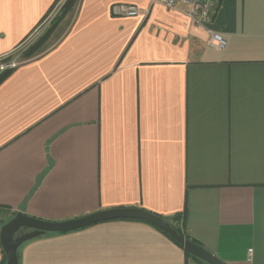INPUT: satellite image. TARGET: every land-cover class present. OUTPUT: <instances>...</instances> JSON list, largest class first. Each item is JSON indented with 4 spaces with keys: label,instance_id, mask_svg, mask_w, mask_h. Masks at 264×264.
<instances>
[{
    "label": "crops",
    "instance_id": "crops-1",
    "mask_svg": "<svg viewBox=\"0 0 264 264\" xmlns=\"http://www.w3.org/2000/svg\"><path fill=\"white\" fill-rule=\"evenodd\" d=\"M60 1L0 0V57L50 26L0 83V229L19 212L141 209L179 215L226 264H264V0H221L202 25L149 0H78L43 26ZM165 233L99 221L24 242L18 264H201Z\"/></svg>",
    "mask_w": 264,
    "mask_h": 264
},
{
    "label": "water",
    "instance_id": "water-1",
    "mask_svg": "<svg viewBox=\"0 0 264 264\" xmlns=\"http://www.w3.org/2000/svg\"><path fill=\"white\" fill-rule=\"evenodd\" d=\"M140 219L152 223L166 232L183 250L190 256L197 258L206 264H226L213 253L179 235L176 230L161 217L141 209H112L93 213L84 217L62 222H49L29 217L23 213H16L0 229V244L6 257V264H18L17 249L27 240L33 239L45 233H60L82 228L90 224L110 219ZM20 230H31L20 236L16 234Z\"/></svg>",
    "mask_w": 264,
    "mask_h": 264
},
{
    "label": "built area",
    "instance_id": "built-area-1",
    "mask_svg": "<svg viewBox=\"0 0 264 264\" xmlns=\"http://www.w3.org/2000/svg\"><path fill=\"white\" fill-rule=\"evenodd\" d=\"M150 3L159 4L163 7L171 10L183 9V13L193 22L195 25H202L210 21L216 14L219 3L221 0H149ZM65 0H61L59 4L51 11L49 16L44 20L43 26L51 22L53 17L59 12L63 6ZM114 16L118 17H136L139 13L138 8L129 4H115L112 6L111 10ZM41 32V31H40ZM40 32L35 31L33 33V40L40 35ZM27 39V38H26ZM30 41H25L26 44H30ZM208 45L216 50L224 49L226 41L218 34L211 33ZM24 46L21 45L13 52H18L24 50ZM7 57V55L0 57V59ZM6 61L0 66V72L7 69L13 70L22 62Z\"/></svg>",
    "mask_w": 264,
    "mask_h": 264
},
{
    "label": "rangeland",
    "instance_id": "rangeland-1",
    "mask_svg": "<svg viewBox=\"0 0 264 264\" xmlns=\"http://www.w3.org/2000/svg\"><path fill=\"white\" fill-rule=\"evenodd\" d=\"M64 24H65V22H64ZM62 25V26H65V25ZM49 28H50V26L49 27H45V28H43L42 29V27H41V25H40V27H38L37 28V32L39 31H41L40 32V35L39 36H37L36 38H34V40H33V33L31 34V35H29L28 37H27V39L25 40V41H30L29 43L30 44H26V46H24V44H25V41L21 44V47L22 46H24V50H22V51H18V52H15V53H12V54H10V55H7V57H5V58H2V59H0V66L3 64V63H5L6 61H15V62H21V61H23L24 59H25V57L27 56L26 54H28V53H31V55L34 53V51H37L38 49H37V45L43 40V38L42 37H44L45 35H46V31L47 30H49ZM48 33H49V31H48ZM41 38H42V40H41ZM45 40V39H44ZM43 40V41H44ZM41 42L43 45H44V42ZM33 47V49L30 51V49ZM40 48H42V47H40ZM1 73V72H0ZM31 230H24V231H22V232H24V233H29ZM77 237H80V235L79 236H77ZM35 241H37V239H36V237L35 238H33V239H30V240H27L20 248H19V251L23 248V247H25V246H28V245H31V249L33 248V247H35L34 245H33V243H35ZM78 243H80V242H78ZM42 244V242L39 244V245H41ZM56 243H54V244H52V247L55 245ZM52 247H49L48 248V245H43V247H40L39 246V250L40 251H47V250H49V249H51ZM29 251V250H28Z\"/></svg>",
    "mask_w": 264,
    "mask_h": 264
},
{
    "label": "trees",
    "instance_id": "trees-1",
    "mask_svg": "<svg viewBox=\"0 0 264 264\" xmlns=\"http://www.w3.org/2000/svg\"><path fill=\"white\" fill-rule=\"evenodd\" d=\"M78 0H66L65 2H64V4H63V6H62V8H61V15H63V14H67L69 11H72L73 10V7L75 6V3L77 2ZM46 36V35H45ZM44 36V37H45ZM44 37H42V38H44ZM42 38H41V40H42ZM33 49V47L30 49V51ZM27 55H31V53H28ZM12 72V70H10V69H7V70H5V71H3V72H1L0 73V83L10 74ZM152 214H155V213H152ZM156 215V214H155ZM159 216V215H158ZM177 216H179V215H175V216H173V217H171L172 219H174V218H176ZM161 217V216H160ZM162 218V217H161ZM182 218H183V216H182ZM164 221H166V222H169L170 220H172V219H168V218H162ZM175 230H176V232L179 234V235H181V236H183L185 239H189L187 236H185V234H184V232L182 231V229L180 228V226H174V225H171ZM165 233V232H164ZM166 234V233H165ZM167 235V234H166ZM189 240H191L192 242H194V243H196V244H198L199 246H201L197 241H195V240H192V239H189ZM174 241V240H173ZM175 242V241H174ZM176 243V242H175ZM179 245V244H178ZM180 246V245H179ZM181 247V246H180ZM201 247H203V246H201ZM185 255L186 256H188V257H191V258H193V259H195L196 261H198V262H200L201 264H206L205 262H203V261H201V260H199V259H197V258H194V257H192V256H190L189 254H187L186 252H185Z\"/></svg>",
    "mask_w": 264,
    "mask_h": 264
},
{
    "label": "flooded vegetation",
    "instance_id": "flooded-vegetation-1",
    "mask_svg": "<svg viewBox=\"0 0 264 264\" xmlns=\"http://www.w3.org/2000/svg\"><path fill=\"white\" fill-rule=\"evenodd\" d=\"M66 1V0H65ZM27 55V54H26ZM33 54L32 55H27L26 57H25V61L24 62H26V61H28V60H30V59H32L33 58Z\"/></svg>",
    "mask_w": 264,
    "mask_h": 264
}]
</instances>
